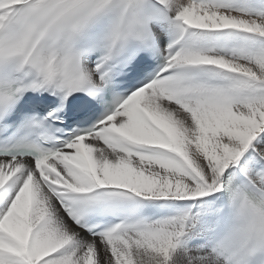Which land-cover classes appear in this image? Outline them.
I'll return each instance as SVG.
<instances>
[{
	"label": "snow or ice",
	"instance_id": "1",
	"mask_svg": "<svg viewBox=\"0 0 264 264\" xmlns=\"http://www.w3.org/2000/svg\"><path fill=\"white\" fill-rule=\"evenodd\" d=\"M0 264H264V0H0Z\"/></svg>",
	"mask_w": 264,
	"mask_h": 264
}]
</instances>
